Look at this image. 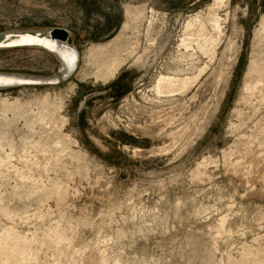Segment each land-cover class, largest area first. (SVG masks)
Wrapping results in <instances>:
<instances>
[{"label": "rangeland", "instance_id": "1", "mask_svg": "<svg viewBox=\"0 0 264 264\" xmlns=\"http://www.w3.org/2000/svg\"><path fill=\"white\" fill-rule=\"evenodd\" d=\"M263 21L264 0H0V42L62 28L79 55L64 79L0 45V74L62 78L0 88V264H264Z\"/></svg>", "mask_w": 264, "mask_h": 264}, {"label": "water", "instance_id": "2", "mask_svg": "<svg viewBox=\"0 0 264 264\" xmlns=\"http://www.w3.org/2000/svg\"><path fill=\"white\" fill-rule=\"evenodd\" d=\"M29 37L33 40H24L23 38ZM70 32L67 29L62 28H54L47 31L46 34L37 35L32 33L22 34L20 36L14 38H8V41L0 42L4 45H26V46H38L44 49H47L55 54L59 55L61 60L63 61L62 70L65 72L64 79L68 78L72 75L78 65L79 55L75 48L70 47L69 44ZM74 56L76 61L70 62L69 58ZM62 78H54V79H35V78H26V77H17L10 75L0 74V88L5 87H17V86H25V85H56L61 83Z\"/></svg>", "mask_w": 264, "mask_h": 264}, {"label": "bare ground", "instance_id": "3", "mask_svg": "<svg viewBox=\"0 0 264 264\" xmlns=\"http://www.w3.org/2000/svg\"><path fill=\"white\" fill-rule=\"evenodd\" d=\"M262 25H263V28H264V21L262 22ZM264 30V29H263ZM262 30V31H263ZM24 40H33V39H31V38H29V37H25V38H23V41ZM136 50H132V51H129V53H133V52H135ZM69 61L70 62H74V61H76V58L74 57V56H72V57H70L69 58ZM125 60H123V62H124ZM118 63H121V60H120V62H118ZM255 69H257V68H255ZM257 71V70H256ZM110 73H113V71H110ZM262 73V72H261ZM262 75V74H261ZM261 75H259L260 77H262ZM161 76V75H160ZM159 76V77H160ZM260 79H262V78H260ZM258 80V79H257ZM187 79L186 80H180V79H171V78H166V77H161L158 81H156L157 82V85H156V88H157V90H159L160 88H162L164 85L166 86V87H169L170 88V92L171 93H176V92H179V91H181V90H183L184 89V85L187 83ZM258 86V85H257ZM250 87V86H249ZM248 87V89H250ZM155 88V89H156ZM257 88V87H256ZM253 89H254V86H253ZM158 93V92H157ZM184 93V92H183ZM178 94V93H177Z\"/></svg>", "mask_w": 264, "mask_h": 264}]
</instances>
